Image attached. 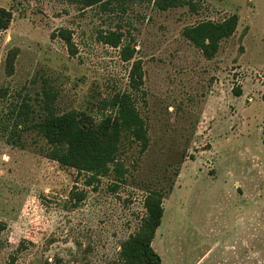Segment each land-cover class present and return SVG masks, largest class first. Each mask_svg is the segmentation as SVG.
Wrapping results in <instances>:
<instances>
[{"label":"rangeland","instance_id":"obj_1","mask_svg":"<svg viewBox=\"0 0 264 264\" xmlns=\"http://www.w3.org/2000/svg\"><path fill=\"white\" fill-rule=\"evenodd\" d=\"M192 1L0 0V264H138L150 197L162 264H264V0ZM233 17L211 55L186 35ZM47 91L89 126L128 94L141 127L104 173L63 166L36 128Z\"/></svg>","mask_w":264,"mask_h":264},{"label":"trees","instance_id":"obj_2","mask_svg":"<svg viewBox=\"0 0 264 264\" xmlns=\"http://www.w3.org/2000/svg\"><path fill=\"white\" fill-rule=\"evenodd\" d=\"M85 8L100 5L109 8L114 1L121 0H80ZM135 1V0H130ZM161 11L189 6L191 12H196L197 7L192 0H150ZM12 21V14L0 7V32L8 29ZM237 17L230 18L222 24L207 22L187 30V36L200 46L205 54L216 53L219 42L231 36L237 25ZM62 36V35H61ZM64 36V34H63ZM62 36V37H63ZM64 38V37H63ZM65 40L69 39L65 36ZM235 94L241 96L240 90ZM46 114L36 128L43 133L53 146L52 158L63 166L77 167L96 173L107 171V164L116 163L115 154L121 129L141 127V121L134 107L132 98L128 94L117 95L109 106L118 109L112 116L104 117L101 125H85L77 119L75 111L58 114L53 107L54 94L47 91ZM30 110L29 105H25ZM83 124V125H82ZM151 200L149 203L148 201ZM147 201L148 214L142 220L135 236L124 243L123 256L125 259L134 257L138 264H162L161 256L154 250L152 243L157 229L161 225L164 209L162 200L150 197ZM2 230L0 224V231Z\"/></svg>","mask_w":264,"mask_h":264},{"label":"crops","instance_id":"obj_3","mask_svg":"<svg viewBox=\"0 0 264 264\" xmlns=\"http://www.w3.org/2000/svg\"><path fill=\"white\" fill-rule=\"evenodd\" d=\"M163 218H164V215H163V217H162V221H161V225H162V222H163ZM161 225L159 226V228L157 229V232H158V230L161 228ZM157 232H156V234H157ZM156 237V236H155ZM155 240V239H154ZM154 242V241H153ZM154 245H153V243H152V247H153ZM154 248V247H153ZM155 250V249H154ZM162 259V258H161Z\"/></svg>","mask_w":264,"mask_h":264}]
</instances>
